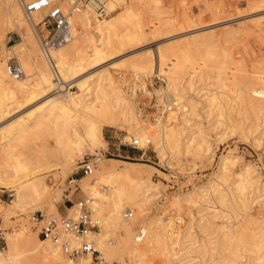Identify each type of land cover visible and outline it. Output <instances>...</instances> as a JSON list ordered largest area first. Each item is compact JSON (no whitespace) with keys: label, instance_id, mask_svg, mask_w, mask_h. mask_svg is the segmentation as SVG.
I'll use <instances>...</instances> for the list:
<instances>
[{"label":"bare ground","instance_id":"1","mask_svg":"<svg viewBox=\"0 0 264 264\" xmlns=\"http://www.w3.org/2000/svg\"><path fill=\"white\" fill-rule=\"evenodd\" d=\"M131 1L109 0L106 3L109 13L103 18H98L94 10L89 6L72 13L71 19L75 26L74 34L79 28L83 29L80 37L81 44L72 47L73 57L72 59L67 58L70 60L65 58V52L68 50L66 48L65 52L62 50L63 47L60 50L55 48L50 51L57 67L58 77L56 78L48 59L40 48L36 36V24L47 9L43 8L26 14L20 0H0V18L4 12L7 21L11 22L10 24L23 29L18 45L12 47L15 50L14 57L12 59L6 56L0 58V117L2 118L6 113L8 114L10 108L7 105L14 102V100L16 101L18 96L22 97L24 101H30L39 98L40 96L35 97L39 94L42 95L41 93L54 91L52 95L46 96L37 106L27 112L24 117L16 118L17 120L13 121L14 124L4 127L6 124H11L12 121H9L2 127L0 125V147L3 146L1 150L6 152L4 156V165L6 166L4 175L0 174V191L13 192V198L0 208V210H3V220L5 222H9L8 220L12 216L16 217L20 213L29 210L34 211L39 207L46 208L47 212H58L55 205L57 197L54 198L53 195H50V189L45 182V178L48 173L55 172L57 176L63 179L71 172L72 168L77 167L79 161H76V155L82 153L84 149H88L90 153H96V149L102 145L100 142L104 140L103 134H101L103 126L112 127L125 124L127 131L124 137L128 140L132 137H137L141 140L148 137L141 126L130 129L131 123L136 117L138 118V114L132 108V103L124 95L123 91L114 85V81H112L107 71H97V73L95 69V71L92 70L87 74L84 71L86 67L95 68L107 58L111 59L114 53H118L121 50L120 47L124 43L139 41L147 34V30L139 21H132L129 24L132 16L130 10ZM65 4L66 2L64 1L63 5L65 6ZM165 22L168 24L167 21ZM166 26L161 21L155 27L153 25L151 32L158 34L157 32L166 28ZM0 38L3 37L1 36ZM72 44L74 45L75 42ZM0 45L1 51L3 47L2 44ZM182 48L168 47L166 48L168 49L167 51L159 48L158 52L156 71H159L164 76L166 81L164 88L171 97V105L166 106V109L162 111L164 112V119L160 120L159 116L153 122L158 125L157 131L152 135L153 144L160 156L168 152L175 143L176 135L171 123L185 122L187 116L191 113L190 110H194L196 103L206 106L209 111H212L216 106V103H214L213 107L210 106L211 100L209 96L213 92L207 94L206 88L202 86L192 88L194 80L201 78L203 74L207 73V70L211 71V68H208L210 66V58L207 60L209 54L206 55V59H203L201 56L199 58V55L196 56ZM143 49V47L137 48L133 53L138 54ZM146 50L148 52V48ZM141 58L144 60L143 63H135L133 60L135 66H143L147 74L157 75L158 73L154 72L153 69L151 55L142 56ZM116 61H112L109 64L118 65ZM8 62L19 63L23 71L24 68L27 71L32 70L34 84L25 79L28 78L30 73H24L21 78L17 79L11 77L6 70ZM210 63L212 64V61ZM81 72L85 75L80 76ZM255 74L251 78V83L247 84V87L245 85V87L236 88L235 96L232 98L233 103H243L248 109L255 110L264 107V98L259 95L260 90L253 86V84H263L264 86V79L258 75L259 73ZM216 77L219 87H228L225 80L222 82L219 79L220 74L217 73ZM181 79L187 83L184 85ZM141 84L143 85V83ZM229 84L234 85L236 83L232 81ZM73 85L76 87L75 91L70 90ZM189 89H191V93H188ZM202 89H204L203 92ZM221 89L218 92H221ZM167 110L168 112H166ZM164 120L169 121L165 123ZM50 122L54 125L52 129L54 130L53 136H55L56 147L60 153L59 156H56V160H52L48 156H33L34 153L28 156L19 153L13 154L12 152L13 155L9 154L7 156V152L12 148H9V144L13 140L21 141L31 128L43 126ZM231 127L234 130L233 124H231ZM201 142L205 144L207 142L206 138H200L199 147L202 148L203 144ZM205 149H207V146H204ZM228 156V153L220 155L218 168L213 175L214 180L212 183L201 186L200 189L186 192L183 195L185 201L201 207L205 206V208L208 206H219V204L227 205V201L224 198L226 193H222L221 189L216 187V181L218 179L222 181V177H224L222 174L226 170L225 165ZM141 164L144 163L107 157L101 154L100 160L94 169L95 171L79 178L85 179L84 187L91 195L90 197L93 198L94 214L100 219L98 229L91 230L85 237L88 241L93 242L105 260L117 259L123 264L124 256L128 255V264H136L138 258L146 253H153L160 254L163 264H244L246 262L236 263L235 261L237 257L243 255L237 253L239 248L241 251L247 252L254 249L256 252L252 258L253 260H249V262L247 260L246 264H264V250H262L264 247V234L256 236L253 233L255 231L247 232L246 227L241 226L243 225L242 223L234 227L232 225L230 227L220 225L217 229L218 233L216 232L215 234H218L216 236L217 239L213 238L214 241L216 240L215 243L217 242L216 246H219H217L219 250L213 251L212 254H210L212 251L209 252L208 250L210 257L206 259L204 257L208 252L205 250L204 256L202 249L206 248H204L205 246L201 241L198 242L192 235L190 223L183 229L182 233L178 228H175V221L170 222L169 220L162 224L165 233L168 231L180 233L181 244L175 251H171L167 245H162L164 241L161 240L162 236H159V224L155 221L152 224L146 223L143 226L145 236L141 241H137L132 235L136 228L133 223L137 220L135 217H125L124 210L133 207L136 212H142L146 205L152 201L155 193L153 188L156 189L155 184L142 181L139 175L141 170H143ZM249 172L250 167L248 166L237 176L239 191L244 188L242 183L250 179ZM76 181H78V177ZM100 184L102 186L103 184L105 186L108 185L109 190L107 193L100 191L98 188L101 186ZM72 187L73 189L75 188L74 185ZM60 190L55 191L54 195H59ZM240 197L242 199L241 202H243V194ZM73 213V207L69 208L68 214ZM177 218L180 219V216ZM199 219L202 222L200 217ZM143 220L140 219L139 222L142 223ZM190 220H192V217ZM109 234H115V243L106 238ZM4 241L6 248L4 250L0 248V264H25V261H22L21 258L28 253L32 254L35 264H51V261H55L57 264H77L79 262L88 264L91 260L89 254L81 255L76 259L68 257L58 246L38 237L37 234L27 232L23 225L17 232L6 233ZM214 241L212 244H214ZM71 242H74V240L72 239ZM196 242L198 244H195ZM207 247H209L208 244ZM219 252L222 253L218 254V256L217 253ZM174 254L177 256L176 261H173Z\"/></svg>","mask_w":264,"mask_h":264},{"label":"rangeland","instance_id":"2","mask_svg":"<svg viewBox=\"0 0 264 264\" xmlns=\"http://www.w3.org/2000/svg\"><path fill=\"white\" fill-rule=\"evenodd\" d=\"M29 1L20 0L22 7ZM130 10L132 16L129 24L132 21H139L147 30V32L145 31L147 34L139 41L124 43L120 47L121 50L112 55L113 58H107L106 62H102L95 68L86 67L84 71H86L85 74L92 70L95 71V69V72L107 71L112 81H114V85L123 91L132 103V108L138 114V118L134 117L130 129L132 130L138 126L143 127L146 136L151 139L153 145L143 155L139 150L123 145L122 141L128 139L124 137L127 126L122 124L112 127L103 126L101 134H103L104 140L100 142L102 145L96 149V153L107 157L143 162L144 164H141L143 170L139 174L142 181L156 185V189L153 188L155 193L152 201L146 205L142 212H136V209L129 207L132 211L131 217H135L137 220L133 223L134 226L143 229L146 223L158 222L159 236H162L161 240L165 243L162 245H167L171 251H175L181 244L180 233L169 231L165 233L162 224L169 220L170 222L175 221V228H178L182 233L183 229L190 223L192 235L198 242L201 241L205 246L204 248H206L202 249L204 256L208 250L209 252L212 251L210 254L219 250V246H216L217 242L215 243L216 240L214 241L213 238L217 239L218 234H215L218 233L217 229L220 225L226 227L232 225L234 227L242 223L241 226H245L247 232L255 231L253 233L256 236L264 234V107L259 110L248 109L243 103H233L232 101L236 88L239 89L245 87V85L247 87L256 72L255 75L259 73L258 75L264 79V0H132ZM219 11L220 13H218ZM3 14L4 12L0 18V35L2 33L1 36L3 37L0 38V44L3 47L0 51V54L2 53L0 58L6 56L12 59L15 51L12 47L18 45L23 29L10 24L11 22L7 21L6 14ZM161 21L168 27L166 26V28L157 32L158 34L152 33L153 25L155 27ZM82 32L83 29L79 28L72 40L56 48V50L63 47L62 50L65 52V48L68 49L65 52V58L72 59V47L81 44ZM73 42H75L74 45ZM140 47L144 49L140 53L134 54L133 51ZM168 47H183V50H188L187 52L196 56L199 55L198 57L203 59H206V55H210H208L207 60L210 58L208 68H211V71L207 70V73L203 74L201 78L194 80L192 88L202 86L206 88L207 94L213 92L209 96L210 106L213 107L214 103H216V106L212 111H209L206 106L196 103L194 110H190L191 113L187 116L185 122L171 123L175 130V143L168 152L160 156L153 144L152 135L158 129V125L153 122L159 116L160 120L164 119V112L162 111L166 109V106L171 105V97L164 88L166 86L164 76L156 70L159 50L167 51L166 48ZM147 48L148 52L150 50L149 53L146 50ZM150 55L154 72H157V75L147 74L143 66H135V63H143L142 56ZM133 60L135 63H133ZM112 61H116L118 65L109 64ZM24 73H30L28 78L25 79L34 84L32 70L27 71L24 68ZM81 73L80 76L85 75L83 72ZM217 73L220 74L219 79L222 82L225 80L228 87L218 86ZM230 81H234L236 84L231 85L229 84ZM181 82L184 85L187 83L182 79ZM253 86L260 90L259 95L264 98L263 84H253ZM74 89L76 90L74 85L70 87L71 91H75ZM141 89L144 92L138 93V90ZM219 89L222 91L218 92ZM46 93H41L42 95L39 94L35 97L40 96L39 98L30 101H24L22 97L18 96L16 101L14 100V102L7 105L10 108L8 114L6 113L2 118L0 117L1 127L9 121H12L11 124H6L4 127L14 124L13 121L16 118L24 117L27 112L37 106L46 96L52 95L54 91H46ZM188 93H191V89L188 90ZM164 121L166 123L169 120ZM231 124H233L234 130H232ZM53 128L52 122L31 128L21 140L22 142L13 140L9 144V148H12H10L11 153L10 151L7 152V156L17 153L31 156L34 153L33 156H48L52 160H56V156H59L60 153L54 140ZM201 137L207 140L205 144L201 142L203 144V146L201 145L202 148L199 147ZM204 146H207V149L204 150ZM2 148L3 146L0 147V174L4 175V168L6 167L4 156L6 152L1 150ZM132 150L134 152H131ZM92 153L88 149H84L82 153L76 155V161L78 162L83 156ZM226 153L229 156L225 165L226 170L222 174L224 177H222V181L221 179L216 181V187L221 189L222 193H226L224 198L227 205L222 203L223 205L206 206L207 208H205V206L201 207L185 201L183 195L186 192L200 189L201 186L212 183L214 180L213 175L218 168L220 155ZM248 166L250 167V179L242 183L244 188L239 191L237 176ZM74 168L76 169V167ZM74 168L63 179L57 176L55 172L48 173L45 178V182L50 189V195H53L54 198L57 197L55 205L58 212H47L46 208L40 207L34 211H41L46 216L50 214L63 215L69 213V208L72 207L70 205L74 199L91 196L84 187L85 179H79L82 176L81 174L72 175L78 177L77 182L81 189L74 190L72 185L69 188L71 183H68L67 179L75 171ZM133 176L136 177L135 174ZM100 185L98 187L100 191L107 193L109 190L108 185ZM57 190L61 191L60 194L54 195ZM241 194L244 196L243 202H241ZM12 198V191H0V208ZM59 206L64 209L63 212H60ZM29 212L32 211L20 213L16 217L12 216L8 220L9 222H5L3 220V210H0V228L3 236L6 233L17 232L22 225L27 232L36 234L32 223L28 220ZM200 212L202 213L199 214ZM178 216H180V219L177 218ZM191 217L192 220H190ZM140 219H144L142 223L139 222ZM132 235L136 238L134 232H132ZM106 238L115 243V234H109ZM213 241L214 244H212ZM207 244L213 250L207 247ZM0 248L3 250L6 248L4 239L0 241ZM262 250H264V247ZM209 252L206 253L205 257L203 256L205 259L210 257ZM221 253L219 252L217 255ZM237 253L243 254V257H237L235 259L236 263H247V260L248 262L253 260L252 258L256 254L254 249L246 252L239 250V248ZM31 255V253H28L21 260L25 261V264H35V259ZM176 259L177 256L174 254L173 261H176ZM106 260L108 262L118 261L117 259ZM194 260L196 261V259ZM128 263L129 257L126 255L123 258V264ZM51 264H55V261H51ZM136 264L163 263L160 254L146 253L137 259Z\"/></svg>","mask_w":264,"mask_h":264},{"label":"built area","instance_id":"3","mask_svg":"<svg viewBox=\"0 0 264 264\" xmlns=\"http://www.w3.org/2000/svg\"><path fill=\"white\" fill-rule=\"evenodd\" d=\"M64 1L66 2L65 6L63 5ZM108 1L109 0H30L24 4L23 8L26 14L43 8L47 9L36 24V34L40 48L48 59L56 78L58 77L57 67L50 51L73 39L75 26L71 19L72 13L78 12L83 7L89 6L94 10L98 18H103L109 13L106 6ZM6 70L11 77L16 79L24 75L22 67L17 62H8L6 64ZM140 92L142 93L144 90H138V93ZM122 144L139 150L141 155L153 146L149 137L142 140L137 137H132L129 140H123ZM100 156L99 153H94L83 156L79 160L75 171L70 174V177L67 179V182L71 183L69 188L71 185H74V190L81 189L76 181L77 177H73L72 175H87L93 172L100 160ZM70 206L73 207V214H50L46 216L38 210L29 212L28 220L32 223V227L36 231L37 236L58 246L68 257L76 259L81 255L89 254L91 260L88 264H122L120 261H106L101 256L100 251L94 246L93 242L88 241L85 237L88 232L98 229L100 225V219L94 214L95 208L93 198L90 196L78 197L74 199ZM131 215V209L126 208L124 210V216L131 217ZM134 235L137 241H141L145 236V231L137 226L134 230ZM3 239V232L0 228V241ZM72 239L74 242H71ZM77 264L84 263L79 262Z\"/></svg>","mask_w":264,"mask_h":264},{"label":"crops","instance_id":"4","mask_svg":"<svg viewBox=\"0 0 264 264\" xmlns=\"http://www.w3.org/2000/svg\"><path fill=\"white\" fill-rule=\"evenodd\" d=\"M131 152H134V151L132 150ZM59 210H60V212H63L64 211V209L61 208L60 206H59Z\"/></svg>","mask_w":264,"mask_h":264}]
</instances>
